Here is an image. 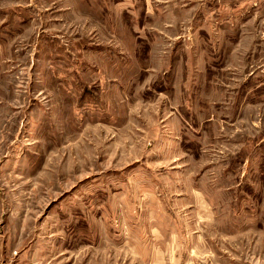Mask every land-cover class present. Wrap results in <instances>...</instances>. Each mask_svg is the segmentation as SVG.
Listing matches in <instances>:
<instances>
[{"label": "rangeland", "instance_id": "obj_1", "mask_svg": "<svg viewBox=\"0 0 264 264\" xmlns=\"http://www.w3.org/2000/svg\"><path fill=\"white\" fill-rule=\"evenodd\" d=\"M0 264H264V0H0Z\"/></svg>", "mask_w": 264, "mask_h": 264}]
</instances>
